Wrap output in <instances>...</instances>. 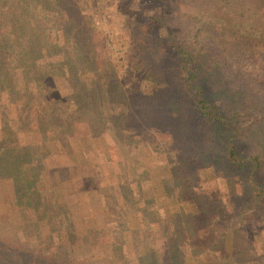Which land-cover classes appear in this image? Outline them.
<instances>
[{
	"label": "trees",
	"instance_id": "obj_1",
	"mask_svg": "<svg viewBox=\"0 0 264 264\" xmlns=\"http://www.w3.org/2000/svg\"><path fill=\"white\" fill-rule=\"evenodd\" d=\"M86 1L88 9L92 0ZM79 2L0 0V180L6 184V188L0 191V216L1 211L11 214L17 209L15 225L28 234L37 232L39 242L43 243L40 248H47L41 254L39 249L28 250L26 247L16 249L19 250L17 253L3 243V250L11 248L6 256V264H23L26 255L33 259L32 264H63L64 261L59 258L62 256V246L69 244L74 249L78 248V241L88 240L91 233H98L104 224L99 210L103 202L109 201V197L92 184L91 177L81 173L73 156L78 157L87 148L97 147L104 151L106 145L120 142L113 132L117 127L116 118L111 113L103 116V129L95 108L97 103L107 102L113 92L121 89L103 80L108 63L104 57L101 22H96ZM246 2L203 0V3H208L207 6L221 5L222 14H216L217 17L205 16L208 25L199 34H194L197 48L193 51L179 46L177 37L175 41L171 40L178 26L174 21V16L178 14L173 11L176 8L174 4H185V0H118L116 3L120 15L136 20L135 27L131 25L129 29L132 34L139 23H143L145 30L153 35L161 47L172 48L177 54L180 78L192 98L193 121L197 126L202 122L208 129L209 144L201 145L196 150L198 159L187 157L183 164L179 161L171 167L173 184L181 187V190L183 186L187 187V179H192L190 174L197 161L202 166L208 165L214 175L232 177L240 186L235 194H220L217 197L210 191L179 193L183 202L192 197L197 210L187 211L183 206V215L166 211L165 219L155 229L156 233L165 235L169 245H177L181 252L209 254L210 264H236V258L245 255L246 245L252 246L257 254L253 255L254 258L259 264H264V253H261L264 243L254 249L252 239L254 234L264 231V185L252 175L259 166V159L241 153L236 144L237 126L231 123L230 117L206 89V77L200 74L202 53L214 58L225 71L241 78L251 77L253 73L255 61H250V58L257 57L259 60L264 57L261 26L254 31V48H247L249 51L246 54L240 53L242 64L236 56L240 41L252 45L253 33L244 23L242 28L237 27V23L230 24V17L225 13L238 8L240 16L242 9L246 13L244 17L249 20L246 24L250 23L252 17L247 12L249 7H246ZM133 3L137 8L132 7ZM145 10H154V13L147 14ZM50 11L57 12V15H49ZM161 28L165 29V35L160 33ZM205 31V35L198 39ZM239 67L244 71L241 72ZM262 69L259 66V70ZM262 77L264 79V71ZM260 91L261 94L258 93ZM256 94L264 106V90L256 88ZM55 109L64 110L67 122L44 123L42 117ZM132 111L131 115L139 110ZM154 112L157 118L162 114V110L154 109L151 117L156 116H153ZM73 120L86 121L87 132L74 134L69 128ZM160 125L167 126V123ZM59 132L62 135L52 139L53 149H50L45 135ZM36 135L40 139H34ZM125 139L132 141L129 133H125ZM138 146V150L144 154L145 150ZM141 159L140 156L131 162L135 165L127 168L130 174L137 172L136 164H142ZM188 166L190 170L182 173L183 168ZM164 184L170 187L168 181L165 180ZM247 195L254 202L247 210L249 213L244 229L248 237L241 245V251L227 252L221 245L222 236L228 228L234 229L236 244L237 228H234L220 205L223 203L229 212H245L246 205L237 207L236 203ZM207 200L214 204L203 207L208 204ZM75 205L89 207L91 212L82 214L70 211V229L62 222L61 212ZM40 218H45L49 228V234L45 237L39 235ZM117 223L120 230L129 233L138 242L136 238H139L142 227L129 228L122 220ZM53 232L54 235L51 234ZM3 246L0 242V248ZM132 258L134 264H147L145 255L135 254Z\"/></svg>",
	"mask_w": 264,
	"mask_h": 264
},
{
	"label": "rangeland",
	"instance_id": "obj_2",
	"mask_svg": "<svg viewBox=\"0 0 264 264\" xmlns=\"http://www.w3.org/2000/svg\"><path fill=\"white\" fill-rule=\"evenodd\" d=\"M117 1L92 0L88 9L86 0L79 2L96 22H101L104 57L108 63V71L104 72L103 80L114 88L121 89L113 92L107 102L97 103L95 108L103 129V116L111 113L116 118L117 127L113 132L120 142L106 145L104 151L97 147L87 148L79 153L77 159L72 155L81 173L91 177L92 184L103 194L107 193L109 201L103 202L99 210L104 224L98 229V233H91L88 240L78 241L76 249L69 244L62 246V256L59 258L64 261L63 264H134L132 256L141 254L146 256L147 264H210L209 254L181 252L177 245H169L165 235L156 233L155 229L161 220L165 219L166 211L183 215V206L185 210H197L192 197L184 199L183 202L178 196L179 193L197 194L210 191L217 197L220 194H235L240 186L232 177L214 175L208 165L202 166L197 161L194 162L195 169L190 174L192 179H187V187L183 186L181 190V187L173 184L171 167L179 161L183 164L184 158L187 157L198 159L196 150L201 145L209 144L208 129L202 122L197 126L193 121L192 98L180 78L177 54L172 48L161 47L153 35L145 30L143 23H139L132 34L129 29L131 25L135 27L136 20L120 15L116 8ZM207 5L203 0H185V4H174L176 8H173V11L178 12L174 21H177L178 26L176 34L171 35V40L175 41L177 37L180 40L179 46L188 51L195 50L197 44L193 36L208 25L209 21L205 16L209 14L217 17L216 14H222L221 5ZM246 5L249 7L247 12L252 17L248 24L246 23L249 20L244 17L246 13H243L242 9L240 16L237 13L238 8L234 12L225 13L230 17V24L237 23V27L242 28L244 23L253 33L251 46L242 41L237 46L239 51L236 56L239 57L240 64V53L246 54L254 48V31L256 32L258 26H261L264 37V0H247ZM132 7L137 8L134 3ZM153 11L145 10V13H154ZM48 14L57 15V12L50 11ZM160 33L165 35V29L161 28ZM205 33L206 31L198 39ZM201 58L200 74L206 77V89L230 117L231 123L237 126L236 144L241 153L259 159V166L254 169L252 175L264 185V106L256 94V88L264 90V57L259 60L257 57L249 59L255 61V68L251 77L248 75L244 78L225 71L214 58L204 53ZM259 66L263 67L261 71ZM239 69L244 71L240 67ZM261 81L263 84H258ZM258 93L261 94V91ZM132 109L139 111L131 115ZM154 109L162 110L159 118L156 112L153 113V116H156H150ZM41 120L46 124H60L67 122V117L63 109H55ZM162 122H166L167 126L160 125ZM69 128L74 134H84L88 130V124L84 120H73L70 121ZM125 133L130 134L132 141L125 139ZM60 135L61 132L45 135L50 149H53L52 139ZM34 139H40V136L36 135ZM138 145L145 150L144 154L138 150ZM140 156L142 164H136L137 172L130 174L127 168L135 165L131 162L138 160ZM143 167L146 168L139 172ZM188 167L183 168L182 173L190 170ZM165 180L170 183V187L165 186ZM7 182L9 183V180ZM194 182L197 184H193ZM5 188L6 184L0 180V191ZM239 201L236 206L246 205L245 212H229L223 203L220 205L225 209L224 213L229 216L234 228H237L236 244L234 229L228 228L222 236L221 245L227 252L241 251V245H244L248 237L245 232L246 216L249 213L247 210L254 202L249 195ZM206 202L208 204L203 207L214 204L210 200ZM70 211L82 214L91 212L89 207L80 208L77 205L62 211L61 220L70 229ZM17 214V209L11 214L1 211L2 246L5 243L17 253L24 247L28 250L39 249L40 254L47 250L40 248L43 243L39 242L37 232L28 234L15 225L14 217ZM120 220L129 228L142 227L139 238H136L138 242L129 233L120 230L117 223ZM38 227L40 236L49 234L45 218L38 219ZM51 234L54 235L55 232ZM263 235L264 231L262 234L253 235L254 249L264 243ZM256 237L258 238L255 239ZM3 248L4 246L0 248V254L3 253V256H0V264L7 263L6 256L11 251V248L8 251ZM252 249V246L246 245L245 255L236 258V264H242L244 261L246 264H259L253 256L257 254ZM25 259L23 264H32L33 259L27 255Z\"/></svg>",
	"mask_w": 264,
	"mask_h": 264
}]
</instances>
